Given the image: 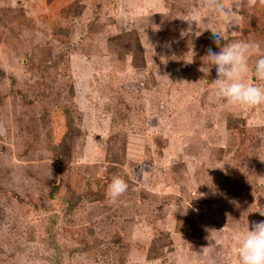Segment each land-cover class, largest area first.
Masks as SVG:
<instances>
[{"label":"rangeland","instance_id":"1","mask_svg":"<svg viewBox=\"0 0 264 264\" xmlns=\"http://www.w3.org/2000/svg\"><path fill=\"white\" fill-rule=\"evenodd\" d=\"M210 16L202 0H0V264H238L231 232L264 220V105L215 98L201 29L264 51V5L237 27Z\"/></svg>","mask_w":264,"mask_h":264},{"label":"clouds","instance_id":"2","mask_svg":"<svg viewBox=\"0 0 264 264\" xmlns=\"http://www.w3.org/2000/svg\"><path fill=\"white\" fill-rule=\"evenodd\" d=\"M202 5L211 14L209 19L215 18L218 23L237 27L234 23L235 9H252L264 5V0H234L232 7L226 6L222 0H202ZM183 20L189 24L187 32L191 33L192 24L196 21L191 18ZM196 26L200 29L197 22ZM201 30H210L212 41L219 48V51L209 48L205 56L207 59H203L198 69L207 76L215 68V98L234 108L264 105V51H261L259 45L246 41H229L225 38L224 31L214 26ZM181 34L185 35V32ZM253 56L257 57L251 69L256 84L247 82L249 62ZM127 190V182L120 176H114L107 186L106 197L114 203ZM260 215L264 216V212H260ZM230 238L238 253V264H264V220L254 222L251 228L249 224L243 229L234 228Z\"/></svg>","mask_w":264,"mask_h":264}]
</instances>
